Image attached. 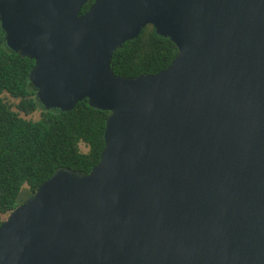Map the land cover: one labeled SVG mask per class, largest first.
<instances>
[{"label": "water", "instance_id": "obj_1", "mask_svg": "<svg viewBox=\"0 0 264 264\" xmlns=\"http://www.w3.org/2000/svg\"><path fill=\"white\" fill-rule=\"evenodd\" d=\"M0 0L46 109L109 111L89 173L58 168L0 225V264H264V0ZM178 47L114 73L143 28Z\"/></svg>", "mask_w": 264, "mask_h": 264}, {"label": "trees", "instance_id": "obj_2", "mask_svg": "<svg viewBox=\"0 0 264 264\" xmlns=\"http://www.w3.org/2000/svg\"><path fill=\"white\" fill-rule=\"evenodd\" d=\"M93 2L88 0L81 13ZM177 54L169 37L147 25L115 50L112 68L124 77L155 74ZM34 65V59L8 46L0 20V225L3 216L20 204L21 194L32 195L60 167L89 173L105 147L110 112L91 106L87 98L70 111L46 109L31 82ZM36 111L41 112L38 119L27 117Z\"/></svg>", "mask_w": 264, "mask_h": 264}, {"label": "rangeland", "instance_id": "obj_3", "mask_svg": "<svg viewBox=\"0 0 264 264\" xmlns=\"http://www.w3.org/2000/svg\"><path fill=\"white\" fill-rule=\"evenodd\" d=\"M11 101H16L14 98L11 97ZM40 111H36L33 114H31L30 116H27L28 118H33V119H38L40 117ZM82 149L84 151L88 150V147L85 144H82ZM28 198V194L26 192H24L23 194H21L20 198H19V202L22 203L24 202L26 199ZM9 213L5 214L3 216V219H5L8 216Z\"/></svg>", "mask_w": 264, "mask_h": 264}]
</instances>
